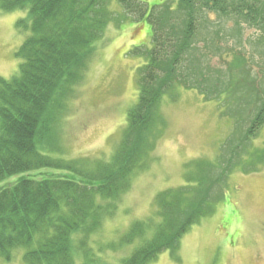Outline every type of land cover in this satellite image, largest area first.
Masks as SVG:
<instances>
[{"label":"trees","instance_id":"trees-1","mask_svg":"<svg viewBox=\"0 0 264 264\" xmlns=\"http://www.w3.org/2000/svg\"><path fill=\"white\" fill-rule=\"evenodd\" d=\"M18 9L27 12L17 24L30 33L17 50V73L0 76V181L21 176L0 189V257L6 260L23 249L24 264H80L74 261L78 250L81 264H96L88 240L103 218L115 213L139 165L158 102L174 84L196 89L207 100L249 95L245 116L235 120L229 138L243 133L232 146L234 157L239 145L247 144L264 125V77L254 75L261 69L264 76V0H0L1 11ZM131 16L138 18L136 29L150 25L151 41L137 43L129 52L144 62L137 68L138 100L127 114L120 144L109 160L91 155L63 158L56 136L60 117L97 55L98 42L112 24ZM227 18L231 25L221 30V37L228 45L220 59L228 67L213 68L209 53L201 48V32L209 33L204 45L208 50L220 35L219 20ZM214 24L217 28L212 29ZM244 25L257 32L251 40L257 52L240 42ZM244 123L245 130L239 128ZM216 173L224 177L222 171ZM210 181H188L159 196L160 221L153 235L119 262L101 264H149L165 251L175 254L209 204V191L216 188ZM180 197L188 200L185 207L178 205ZM140 228L133 226L125 242L129 244Z\"/></svg>","mask_w":264,"mask_h":264},{"label":"rangeland","instance_id":"rangeland-1","mask_svg":"<svg viewBox=\"0 0 264 264\" xmlns=\"http://www.w3.org/2000/svg\"><path fill=\"white\" fill-rule=\"evenodd\" d=\"M112 7L123 13L119 4L114 6L113 3ZM26 12L25 9L0 10L2 77H12L19 69L21 59L17 50L30 31L17 22ZM211 17L216 18V14ZM219 21L222 23L220 35L208 46L211 50L204 47L210 41L206 40L209 33L201 32L204 40L200 44L209 53L213 68H227L226 61L220 59L228 45V40L221 37V30L231 25V21L228 18ZM138 24L135 16L120 25L112 24L98 42L97 55L76 86L57 126L61 157L74 159L91 155L109 160L114 155L127 114L138 100L137 68L144 62L129 52L137 43L151 41L150 25L136 29ZM244 28L243 37L240 34L244 45H240L257 52L251 49V40L257 32L246 25ZM224 57L230 59L231 55ZM259 71H254V75L264 77ZM234 73L238 71L235 69ZM233 96L234 93L232 97L207 100L196 89L178 83L162 96L128 188L118 199L115 213L105 216L100 228L88 240L98 260L96 264L117 263L121 257L132 253L153 235L160 221L158 197H164L163 193L175 191L188 181L196 184L202 179L216 185L209 191L211 198L203 215L181 238L175 254L165 251L149 264H264V125L247 144L239 145L234 157L232 146L241 141L243 133L237 131L233 140L229 138L235 131V120L245 116L250 98L249 95L237 99ZM246 126L244 123L239 128L245 130ZM215 170L222 171L224 177L221 179ZM20 177L14 175L0 181V189ZM217 177L221 179L218 183L215 182ZM185 201L188 202L180 197L178 205L185 207ZM135 225L141 228L128 244L125 241L129 239L123 237L126 238ZM74 261L80 264L84 261L78 250ZM0 264H24L23 249L16 250L10 260L0 257Z\"/></svg>","mask_w":264,"mask_h":264}]
</instances>
